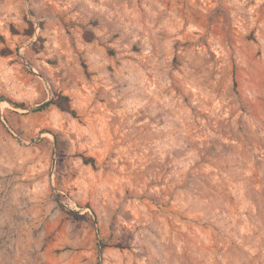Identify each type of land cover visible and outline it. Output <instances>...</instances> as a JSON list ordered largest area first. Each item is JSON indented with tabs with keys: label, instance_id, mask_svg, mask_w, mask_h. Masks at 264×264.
I'll use <instances>...</instances> for the list:
<instances>
[{
	"label": "rangeland",
	"instance_id": "1",
	"mask_svg": "<svg viewBox=\"0 0 264 264\" xmlns=\"http://www.w3.org/2000/svg\"><path fill=\"white\" fill-rule=\"evenodd\" d=\"M0 36V264H264V0H0Z\"/></svg>",
	"mask_w": 264,
	"mask_h": 264
},
{
	"label": "trees",
	"instance_id": "2",
	"mask_svg": "<svg viewBox=\"0 0 264 264\" xmlns=\"http://www.w3.org/2000/svg\"><path fill=\"white\" fill-rule=\"evenodd\" d=\"M0 38H2V36H0ZM0 53L4 55H9L11 51L9 50V48L4 47V48H0ZM49 105H56L61 110L70 112L73 115H76L77 113L76 110L72 107L70 97L62 93L56 94L55 98L46 102L44 106L42 107L49 106ZM84 159L87 163L95 164L94 157L85 156Z\"/></svg>",
	"mask_w": 264,
	"mask_h": 264
}]
</instances>
